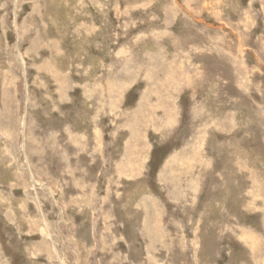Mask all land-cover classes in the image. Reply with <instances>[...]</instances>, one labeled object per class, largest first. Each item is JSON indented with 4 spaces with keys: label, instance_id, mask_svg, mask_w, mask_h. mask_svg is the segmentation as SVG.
<instances>
[{
    "label": "rangeland",
    "instance_id": "obj_1",
    "mask_svg": "<svg viewBox=\"0 0 264 264\" xmlns=\"http://www.w3.org/2000/svg\"><path fill=\"white\" fill-rule=\"evenodd\" d=\"M0 264H264V0H0Z\"/></svg>",
    "mask_w": 264,
    "mask_h": 264
},
{
    "label": "bare ground",
    "instance_id": "obj_2",
    "mask_svg": "<svg viewBox=\"0 0 264 264\" xmlns=\"http://www.w3.org/2000/svg\"><path fill=\"white\" fill-rule=\"evenodd\" d=\"M144 115V114H143ZM45 234V233H44ZM46 237H48V235L45 234Z\"/></svg>",
    "mask_w": 264,
    "mask_h": 264
}]
</instances>
